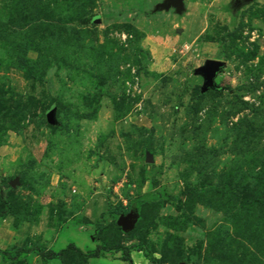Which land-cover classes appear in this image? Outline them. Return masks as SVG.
I'll return each instance as SVG.
<instances>
[{
  "label": "rangeland",
  "instance_id": "374dc122",
  "mask_svg": "<svg viewBox=\"0 0 264 264\" xmlns=\"http://www.w3.org/2000/svg\"><path fill=\"white\" fill-rule=\"evenodd\" d=\"M166 1L0 0V264H264V0Z\"/></svg>",
  "mask_w": 264,
  "mask_h": 264
},
{
  "label": "water",
  "instance_id": "95a60500",
  "mask_svg": "<svg viewBox=\"0 0 264 264\" xmlns=\"http://www.w3.org/2000/svg\"><path fill=\"white\" fill-rule=\"evenodd\" d=\"M239 0H237L238 2ZM252 0H244V2H251ZM165 9H170L174 7L177 9L178 12H180L183 9V0H168L163 5ZM224 67V63L219 61H208L206 66L203 68H200L196 71L197 75H200L205 80V86L203 91H208L209 89H214L215 87V78L217 75L221 72V70ZM50 119V115H49ZM118 225L125 231L130 232L135 227V219L133 218V215L129 216H121L118 220Z\"/></svg>",
  "mask_w": 264,
  "mask_h": 264
},
{
  "label": "trees",
  "instance_id": "16d2710c",
  "mask_svg": "<svg viewBox=\"0 0 264 264\" xmlns=\"http://www.w3.org/2000/svg\"><path fill=\"white\" fill-rule=\"evenodd\" d=\"M239 10V8L234 7V14ZM9 215V204L8 201L4 196H2V209L0 210V219L6 218ZM112 250H115L114 247H108V246H98L93 253L94 257L98 258L100 257L103 253H109ZM69 252H74L77 254H82V251L78 249L75 245L71 244L69 245L66 249L61 250L60 252L56 253L53 251H40V257L42 258L44 263H48L49 261H54V260H60L64 257L65 254ZM4 254V253H3ZM126 257L124 258L125 262H132V258L129 254V252L126 250L125 251Z\"/></svg>",
  "mask_w": 264,
  "mask_h": 264
}]
</instances>
